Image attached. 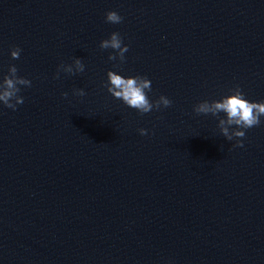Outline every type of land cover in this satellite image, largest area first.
I'll return each instance as SVG.
<instances>
[{"label":"clouds","instance_id":"clouds-1","mask_svg":"<svg viewBox=\"0 0 264 264\" xmlns=\"http://www.w3.org/2000/svg\"><path fill=\"white\" fill-rule=\"evenodd\" d=\"M105 21L111 24H120L123 22L121 17L115 11L106 13ZM99 47L102 50L112 49L115 54H110V61L119 60L122 64L125 62V53L129 50L128 46L123 45L120 33L113 32L109 39L101 41ZM21 49L15 48L11 51V58L16 60L20 58ZM118 67V65H114ZM85 66L81 59L76 58L73 65L61 64L57 69L55 78H59L60 71L70 75L83 73ZM18 69L12 65L8 69V75H5L0 81V103L4 107L15 111L18 105L24 103V99L19 95L21 88L31 87V81L17 75ZM113 98L121 100L129 108L135 109L141 115L168 108L172 106V101L165 96H160L156 101H151L147 95L151 91V81L147 77L135 76L124 78L113 71L107 73V82L104 85ZM233 94L221 98L219 101H203L194 106L193 111L197 115H209L218 117L219 113H224L226 118H220L218 127L223 137L228 141L236 140L234 147L243 148V140L247 129L259 126L261 117H264V101L249 102L244 98V93L239 86L231 90ZM74 95L84 96L86 93L83 89L74 90ZM67 98V93H62ZM234 126V127H233ZM139 134L145 136L148 134L146 129H139Z\"/></svg>","mask_w":264,"mask_h":264}]
</instances>
